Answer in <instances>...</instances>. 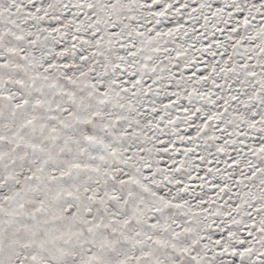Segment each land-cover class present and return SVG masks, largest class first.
Here are the masks:
<instances>
[{
  "label": "snow or ice",
  "instance_id": "6c2138e0",
  "mask_svg": "<svg viewBox=\"0 0 264 264\" xmlns=\"http://www.w3.org/2000/svg\"><path fill=\"white\" fill-rule=\"evenodd\" d=\"M0 264H264V0H0Z\"/></svg>",
  "mask_w": 264,
  "mask_h": 264
}]
</instances>
